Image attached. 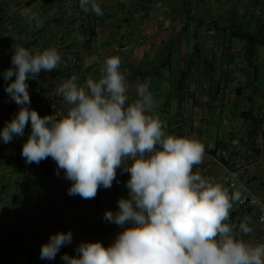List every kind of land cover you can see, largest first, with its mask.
Returning <instances> with one entry per match:
<instances>
[{"label":"crops","instance_id":"obj_1","mask_svg":"<svg viewBox=\"0 0 264 264\" xmlns=\"http://www.w3.org/2000/svg\"><path fill=\"white\" fill-rule=\"evenodd\" d=\"M189 2L195 7L193 15H186L178 0H98L103 11L98 16L84 13L79 0H0V73L12 67L16 45L30 50L55 46L67 63L28 80L29 107L41 116L62 114L66 105L56 95V86L72 75L81 83L89 75L96 77L104 59L118 55L132 98L135 85L148 81L154 99H176V112L163 118L166 131L183 136L176 125L178 110L183 109L187 129L205 145L204 165L210 164L208 156L218 145L217 150L240 156L261 153L262 162L248 170L246 185L264 201V145L259 149L252 133L264 102V63L260 61L264 51L258 48L253 61H246L243 42L233 34L240 24L252 33L262 26L264 32V0ZM30 10L40 13L39 28L28 23ZM10 82L0 75V129L20 107L5 91ZM168 107L169 101L162 108L157 105L155 114L160 117ZM30 129L29 121L23 137L6 144L0 139V258L53 264L54 260L40 258V249L58 232L71 231L70 248L61 251L72 256L82 241L111 244L122 229L105 221L104 213L118 211L117 201L128 197L129 174L118 170L112 187H101L94 199L70 196L72 182L63 170L57 175L51 158L38 165L25 163L21 151ZM205 173L217 182L224 175L213 164ZM245 215L252 218L253 228L245 239L264 242V222L256 216L241 211L232 219L238 222Z\"/></svg>","mask_w":264,"mask_h":264},{"label":"clouds","instance_id":"obj_2","mask_svg":"<svg viewBox=\"0 0 264 264\" xmlns=\"http://www.w3.org/2000/svg\"><path fill=\"white\" fill-rule=\"evenodd\" d=\"M79 8L103 15L98 0H79ZM27 20L35 28L42 23L38 11L30 10ZM62 63L67 62L55 46L13 48L12 67L0 75L11 81L5 91L20 107L0 129V139L6 144L23 137L30 121L21 151L25 163L51 158L57 175L63 170L72 182L70 196L94 199L101 187H112L118 170L129 174L128 197L117 201L118 211L104 213L105 221L122 230L107 246L82 241L77 255L61 256L65 264H264V243L245 239L253 232L252 218L232 219L247 198L244 185L234 176L226 187L194 171L204 161L205 145L166 131L148 81L136 84L135 98L130 96L118 55L104 59L98 76L81 83L72 75L56 86L64 113L41 116L29 107L28 80ZM72 239L71 231L51 235L40 258L54 260Z\"/></svg>","mask_w":264,"mask_h":264},{"label":"built area","instance_id":"obj_3","mask_svg":"<svg viewBox=\"0 0 264 264\" xmlns=\"http://www.w3.org/2000/svg\"><path fill=\"white\" fill-rule=\"evenodd\" d=\"M76 64L75 60L73 61ZM59 106V105H58ZM1 112V108H0ZM257 119L259 121V134L255 140L256 146L261 149L264 145V102L261 109L258 112ZM176 125L181 130L184 131L183 136L196 137L197 134L191 132L187 129V115L183 109H179L177 113ZM208 159L210 164L204 165L203 163L194 168V171L200 172L202 175L206 176L205 169H208L211 164L221 167L224 171V175L220 183H224L226 187L231 186V181L233 177H237L239 182L244 185L246 192V200L244 204L239 205L234 209L232 214L237 212H249L256 216L261 222H264V201L261 200L254 192H252L246 185V180L248 177V170L252 167L259 165L262 162V154L259 153L256 156H240L237 152H229L225 149H219L215 154H209ZM207 177V176H206ZM105 198L103 197L102 200ZM231 214V215H232ZM256 243V242H254ZM264 243V242H261ZM0 264H23L17 259H12L10 257L0 258Z\"/></svg>","mask_w":264,"mask_h":264},{"label":"trees","instance_id":"obj_4","mask_svg":"<svg viewBox=\"0 0 264 264\" xmlns=\"http://www.w3.org/2000/svg\"><path fill=\"white\" fill-rule=\"evenodd\" d=\"M178 1L180 3L182 11L186 15L194 14L195 7L193 3L189 2V0H178ZM226 29H229V28H226ZM233 34L235 37L241 40V42H243L242 48H243L244 59L248 62H252L253 59L257 56L258 48L264 46V32L262 30V26L257 29L256 33H252L251 31H248V29L245 28L243 24H240L239 31H235V33ZM252 133H253V138H254L253 140L255 141L259 134V121L257 119V116L252 123ZM217 147L219 148V145L216 146V150L211 151L210 154H215L218 149ZM231 153H233V151ZM64 253L68 254L69 252L66 250H63L57 253L53 264H65V262L61 259V256Z\"/></svg>","mask_w":264,"mask_h":264},{"label":"rangeland","instance_id":"obj_5","mask_svg":"<svg viewBox=\"0 0 264 264\" xmlns=\"http://www.w3.org/2000/svg\"><path fill=\"white\" fill-rule=\"evenodd\" d=\"M260 51H264V46L263 47H260V49H259ZM262 57L260 58V61L261 62H263L264 63V61H263V59H264V55L262 54L261 55ZM260 82H262V81H260ZM154 101H155V108H157V105H160L161 104V108H162V105L165 103V101H169V103H170V107H168V109L166 110V112L165 113H162V111L159 113L160 114V117H161V119L164 121V117H165V119H167L168 118V116H169V114H174L175 112H176V106H177V102H176V99L175 98H155L154 99ZM162 110V109H161ZM158 111H156L155 113H157ZM71 225H72V223H71ZM51 234V233H50ZM49 241V239H46V242L45 243H47ZM70 244H68V245H65V246H63V247H61V249H60V251L62 250V249H68V248H70V246H69ZM59 251V252H60ZM58 252V253H59ZM19 257H21V258H24V257H26L24 254H20V256ZM34 259H38L37 258V256H35L34 255ZM35 263V261H33L32 262V264H34ZM48 264V263H47Z\"/></svg>","mask_w":264,"mask_h":264}]
</instances>
